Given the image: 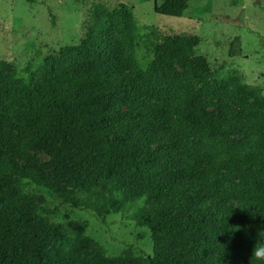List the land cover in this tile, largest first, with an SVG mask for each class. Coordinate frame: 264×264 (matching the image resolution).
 <instances>
[{"label":"trees","instance_id":"obj_1","mask_svg":"<svg viewBox=\"0 0 264 264\" xmlns=\"http://www.w3.org/2000/svg\"><path fill=\"white\" fill-rule=\"evenodd\" d=\"M188 2L154 10L181 18ZM140 38L122 4L96 10L83 40L28 79L0 60V264H141L131 252L107 257L83 228L56 222L58 208L25 193L22 179L77 210L149 229L154 256L145 264L255 260L264 243V97L239 74L216 78L195 53L197 35L155 44L146 68ZM37 147L53 174L30 163ZM15 156L28 161L22 171Z\"/></svg>","mask_w":264,"mask_h":264},{"label":"rangeland","instance_id":"obj_2","mask_svg":"<svg viewBox=\"0 0 264 264\" xmlns=\"http://www.w3.org/2000/svg\"><path fill=\"white\" fill-rule=\"evenodd\" d=\"M162 3L163 0H0V60L10 63L18 77L28 79L45 59L83 40L96 10L118 11L123 4L133 13L141 33L137 58L143 68L153 60L155 44L177 36L197 35L201 42L195 53L206 57L216 78L239 74L244 83L264 97V0H189L181 18L155 13V5ZM213 110L217 111V107ZM29 155L34 167L53 174L43 147L31 150ZM15 163L22 171L28 161L15 156ZM22 183L24 192L36 196L42 205L50 210L58 208L56 222L83 228L84 236L101 247L107 257H125L131 252L141 264L153 258L149 229L121 215L97 216L77 210L29 179H22ZM231 205L237 206L234 201ZM237 264L264 261L255 258Z\"/></svg>","mask_w":264,"mask_h":264},{"label":"clouds","instance_id":"obj_3","mask_svg":"<svg viewBox=\"0 0 264 264\" xmlns=\"http://www.w3.org/2000/svg\"><path fill=\"white\" fill-rule=\"evenodd\" d=\"M252 255L258 260L264 261V243L256 244L253 249Z\"/></svg>","mask_w":264,"mask_h":264}]
</instances>
